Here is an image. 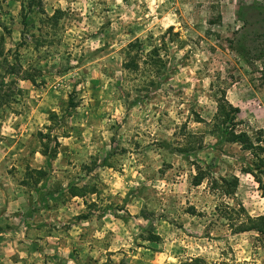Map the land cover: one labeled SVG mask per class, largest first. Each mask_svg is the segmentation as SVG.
Listing matches in <instances>:
<instances>
[{
	"label": "rangeland",
	"instance_id": "374dc122",
	"mask_svg": "<svg viewBox=\"0 0 264 264\" xmlns=\"http://www.w3.org/2000/svg\"><path fill=\"white\" fill-rule=\"evenodd\" d=\"M263 34L264 0H0V264H264L258 234L216 214L263 215L264 190L211 126L224 90L240 128L264 137L250 56ZM164 36L165 75L148 88L143 65L125 69L128 46L143 57ZM187 132L205 143L188 157ZM194 162L238 177L236 198L194 186Z\"/></svg>",
	"mask_w": 264,
	"mask_h": 264
},
{
	"label": "trees",
	"instance_id": "16d2710c",
	"mask_svg": "<svg viewBox=\"0 0 264 264\" xmlns=\"http://www.w3.org/2000/svg\"><path fill=\"white\" fill-rule=\"evenodd\" d=\"M62 14V10H57L53 16L50 18L48 17L47 22L50 27L58 25ZM28 19V15L23 16V26L25 31H23V37L26 36V30L30 27ZM168 33H173V27L169 28ZM173 35L175 34L173 33ZM162 42L163 45L161 47H155L151 52L143 57L139 55L143 47L142 42L138 40L128 46L129 61L125 64V69L131 72H139L141 71L143 65L145 67V72L148 74L145 83L148 88H157L165 75V61L161 56V52L164 49L163 47L167 44L165 36L162 37ZM251 50L250 56L252 61L260 63V79L264 85V34L263 41L259 43L258 46H253ZM11 69H13V71L11 70V73L15 72L14 66ZM23 80L34 81V78L32 75H27L23 77ZM216 102L217 110L211 123L213 132L222 142L231 145H238L242 151L250 155L251 160L242 168V171L253 176L260 185V190H264V137L257 133L255 135H251L248 131L240 128L242 125V122L238 120L240 109L232 105L227 100L226 91L223 90L220 92V95L216 98ZM70 104L72 107L75 106L72 100ZM197 122L207 124V122L201 118H198ZM204 144L203 135L197 136L196 134L187 132L186 134H183V137H181V145L178 148V151L188 157L191 154H197L198 152L204 150ZM43 155L45 157H50L48 150L46 149L43 151ZM193 165L196 172L192 178V184L194 186L198 187L207 183L210 192L219 198H236L240 185L238 177L215 176L210 167L202 166L198 162H194ZM32 171L34 172L31 173L37 174L36 182H39L46 177V172H37L36 170ZM69 191L73 197L81 196V194L77 192V189H71ZM215 211L220 219L227 222V225L232 233L243 234L247 232H256L258 234L257 240L262 246H264V214L253 217L247 212L242 204L237 203L236 205H231L225 202H221L216 207ZM159 239V236H151L152 241L156 242ZM183 264H206V262L203 258H194Z\"/></svg>",
	"mask_w": 264,
	"mask_h": 264
},
{
	"label": "crops",
	"instance_id": "0c3cea01",
	"mask_svg": "<svg viewBox=\"0 0 264 264\" xmlns=\"http://www.w3.org/2000/svg\"><path fill=\"white\" fill-rule=\"evenodd\" d=\"M1 237V236H0ZM1 240H0V242H2L3 241V239L2 238H0ZM1 248V247H0Z\"/></svg>",
	"mask_w": 264,
	"mask_h": 264
}]
</instances>
